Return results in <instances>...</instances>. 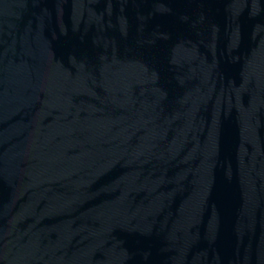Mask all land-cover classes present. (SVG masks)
I'll list each match as a JSON object with an SVG mask.
<instances>
[{
  "label": "water",
  "instance_id": "95a60500",
  "mask_svg": "<svg viewBox=\"0 0 264 264\" xmlns=\"http://www.w3.org/2000/svg\"><path fill=\"white\" fill-rule=\"evenodd\" d=\"M0 264H264V0H0Z\"/></svg>",
  "mask_w": 264,
  "mask_h": 264
}]
</instances>
